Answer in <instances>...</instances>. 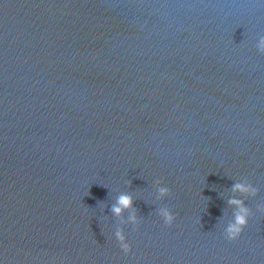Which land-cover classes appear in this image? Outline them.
Instances as JSON below:
<instances>
[{
	"label": "water",
	"instance_id": "water-1",
	"mask_svg": "<svg viewBox=\"0 0 264 264\" xmlns=\"http://www.w3.org/2000/svg\"><path fill=\"white\" fill-rule=\"evenodd\" d=\"M262 37L264 0H0V262L264 264Z\"/></svg>",
	"mask_w": 264,
	"mask_h": 264
},
{
	"label": "clouds",
	"instance_id": "clouds-1",
	"mask_svg": "<svg viewBox=\"0 0 264 264\" xmlns=\"http://www.w3.org/2000/svg\"><path fill=\"white\" fill-rule=\"evenodd\" d=\"M257 49L261 54H264V37L260 38L257 44ZM233 192L240 193L245 196H255L257 190L250 183L245 181L234 184ZM170 194L171 190L168 187L160 186L158 188V199L169 196ZM229 203L234 206L236 211L234 214V219L224 230V237L229 241H237L243 235L244 230L249 226V220L252 216V212L241 199L232 198L229 200ZM133 209V197L127 194H121L118 197L117 204L113 206L112 211L118 217L123 216L125 211L131 212L132 214L130 215L129 220L133 225L138 226L140 221L137 219ZM261 211H264V208H262ZM159 215L163 219L164 223L168 226L173 225L176 220L174 214L167 208L160 209ZM115 236L121 250L125 254L131 253L132 248L123 229L117 230ZM0 264H2V262H0Z\"/></svg>",
	"mask_w": 264,
	"mask_h": 264
}]
</instances>
